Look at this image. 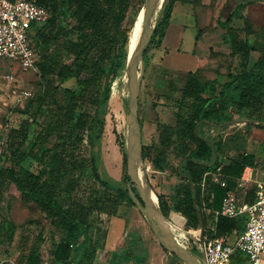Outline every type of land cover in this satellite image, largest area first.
<instances>
[{"label":"trees","instance_id":"trees-1","mask_svg":"<svg viewBox=\"0 0 264 264\" xmlns=\"http://www.w3.org/2000/svg\"><path fill=\"white\" fill-rule=\"evenodd\" d=\"M36 1L50 11V17L39 25L35 36L38 54L41 53L37 70L43 89L20 110L23 119L10 130V139L0 154V180L13 184L20 195L44 212L50 228L61 234L53 244L55 263L71 264L77 259L81 264H94L100 231L95 214L99 218L102 213L113 216L127 198L135 205L128 188L131 174L125 172L121 182L105 179L95 148L103 137L114 82L126 72L130 36L136 21L130 12L144 0ZM256 2L264 0H240L228 16L219 18L221 25L227 27L240 16L251 31L252 23L242 11ZM168 16L169 11L166 18ZM165 23L166 20L159 24L151 43L144 47L146 64L151 58L152 45L159 46L163 40ZM201 33L200 29L199 35ZM232 45L233 54L241 56L243 64L240 71L228 74L218 94L206 95L211 81L203 79L198 71H189L182 94L175 101L176 120L182 126L188 148L178 168L181 183L176 187L175 208L186 215L197 230H201L198 210L207 226L199 205L203 176L222 163L218 155L221 144L206 133V126L232 121L239 111L259 110L264 103V50L251 63V52L255 48L248 40L232 39ZM258 115L263 117L257 119L264 121V113ZM164 128L161 154L173 142L174 135ZM143 147L146 159L148 152L146 146ZM162 159L163 156L154 159L159 168L163 167ZM254 160V155L242 154L222 166V170L240 176L246 166L254 165ZM123 164L128 165L125 151ZM88 169L92 170L94 181L105 189L103 195L96 194L93 184H84ZM132 187L144 203L136 184ZM194 187L199 209L194 202ZM158 196L164 213L169 216L171 205L162 194ZM247 196L248 202H253L255 188H251ZM238 226L244 228L245 217L234 219L221 215L216 222L217 235H227ZM15 227L11 224L8 228L11 236ZM38 235L42 240L44 230ZM22 237L26 244L29 235L23 232ZM41 249L40 243L34 242L26 252V262L43 264ZM131 257L113 252L110 260L111 264H123L132 259L138 264L144 261L140 254Z\"/></svg>","mask_w":264,"mask_h":264},{"label":"rangeland","instance_id":"rangeland-1","mask_svg":"<svg viewBox=\"0 0 264 264\" xmlns=\"http://www.w3.org/2000/svg\"><path fill=\"white\" fill-rule=\"evenodd\" d=\"M239 1L165 0L154 29L155 32L159 24L166 20L163 40L159 46L154 44L150 48L149 63H140L145 67V73L139 95V114L143 142L148 152L146 162L149 166V180L156 193L162 194L174 209L177 201L176 187L181 183L178 168H181V157L188 153L182 126L176 120L175 101L182 94L189 71H198L203 79L213 82L212 92H218L228 80V74L240 71L243 64L242 57L233 54L232 39L243 42L248 40L255 48L251 52L254 59L264 50V2L251 4L242 11L252 23L251 31L245 19L240 16L235 17L227 27L221 25L219 18L228 16ZM144 3L145 0L130 12L136 19L130 41L137 29ZM168 11L169 16L166 18ZM63 23L67 25V20ZM200 29L202 33L199 35ZM42 89L43 82L37 69L26 70L18 63L0 57V154L10 139L11 128L18 126L23 119L20 110ZM25 91L30 92L27 97ZM130 99V84L125 72L114 82L103 137L95 148L100 172L112 182H121L125 172H128L129 164H123V151L128 150L127 116ZM259 112L264 113V103L259 110L239 111L232 121L221 126H207L206 130L222 143L218 154L223 160L242 155L243 151L254 152L258 161L255 177L264 179V124L252 121L241 125L240 122L263 117L258 115ZM164 127L173 131L174 135L173 142L161 154ZM159 156H163L162 168L154 162ZM83 182L86 186L93 184L97 195L104 194L105 189L98 181H94L91 169L86 170ZM95 217L100 231L94 264H105L113 252L131 258L140 254L144 261L139 264H186L180 258L169 255L153 231L148 216L128 198L113 216L99 218L96 213ZM170 218L178 226L171 227L176 240L190 242V250L201 257L203 246L200 230L195 229L179 213L171 212ZM11 224L16 226L12 236L8 231ZM41 230L45 232L42 240L38 237ZM23 232L29 235L26 244L23 242ZM56 233L48 225L44 212L31 200L20 195L13 184L0 180V262L4 260L11 264H26L27 250L34 242H39L44 260L54 264L52 249L54 242L59 239ZM237 237L236 233L230 234L229 242L234 244ZM123 264L138 262L132 259Z\"/></svg>","mask_w":264,"mask_h":264},{"label":"built area","instance_id":"built-area-1","mask_svg":"<svg viewBox=\"0 0 264 264\" xmlns=\"http://www.w3.org/2000/svg\"><path fill=\"white\" fill-rule=\"evenodd\" d=\"M49 17L50 11L36 0H0V57L26 70L37 69L39 54L35 36L39 25ZM29 94L25 91L26 97ZM246 180L243 176L240 186ZM256 185L253 202L240 201L232 192L224 197L216 217H245V226L235 232L238 237L234 244L226 235H217L215 224L210 226L204 237L207 264H264V180L257 181ZM180 244L193 253L190 242Z\"/></svg>","mask_w":264,"mask_h":264},{"label":"water","instance_id":"water-1","mask_svg":"<svg viewBox=\"0 0 264 264\" xmlns=\"http://www.w3.org/2000/svg\"><path fill=\"white\" fill-rule=\"evenodd\" d=\"M163 0H145L143 5V18L141 21L142 29L138 36L137 42L134 47H130L128 61H127V76L130 84L131 99L129 105V113L127 116L128 127V173L131 174V181L128 183V188L131 197L141 211L148 216L150 224L160 240L163 247L167 248L170 252L174 253L186 264H207L206 254L204 249V235L205 223L201 212V230L200 241L203 246L202 256L199 257L184 248L176 240L171 225L173 222L164 213L159 196L156 193L152 183L149 180L148 168L146 159L144 157V142L142 137V124L139 114V95L142 85L145 67L140 63L144 62V47L147 45L154 32L157 15L161 8ZM141 69V71H139ZM142 174V175H141ZM133 183L136 184L140 195L142 196V203L133 190ZM196 199V196H195ZM149 209V211H147Z\"/></svg>","mask_w":264,"mask_h":264},{"label":"crops","instance_id":"crops-1","mask_svg":"<svg viewBox=\"0 0 264 264\" xmlns=\"http://www.w3.org/2000/svg\"><path fill=\"white\" fill-rule=\"evenodd\" d=\"M251 56H252V53H251ZM259 56L256 57L255 59L250 57L251 63H254L259 58ZM252 59L254 61H252ZM212 84H213V82L210 83L209 91L206 92V95H209V96L210 95H216L224 88V86H223L218 92L213 93L211 90L213 87ZM252 121H255L256 122L255 124H260V123L264 124V121L259 120V119H255V120L245 119V120H241L240 122L242 123L241 125H247L248 123H251ZM228 122H230V121H228ZM226 123L227 122H225L224 124H226ZM214 125H217V124H214ZM214 125H208V126H214ZM221 125H223V124H221ZM221 125H218V126H221ZM205 130H206V128H205ZM206 133L211 134L210 131H207V130H206ZM211 135L213 136V134H211ZM213 139H214V141H217V140H215L214 136H213ZM217 142L221 144V148L218 149L219 150L218 153H220V151L222 149V143L219 141H217ZM242 154H252V155H254L255 160H254V165L253 166L252 165L246 166L244 171L241 173L240 176H232V175H229V174L223 172L222 166L229 164L230 162H232V160L234 158H237L241 155L231 157L228 161H226V160L221 159L219 154H218L219 159L222 160V163H220L217 166V168L208 170L203 176V179L201 182V195H200L199 205L203 209L205 217L207 219V226L205 227L206 233H205L204 237L206 235H208L209 227L214 225V224L216 225L218 217L221 216V215H219L218 217H216V212L221 209L223 199L227 193H229V192L235 193L240 201L248 202V200H247L248 196L247 195H248L249 190L251 188H255V197H256V187H257L256 183H257V181L264 180V179H259V178L255 177V170L258 168V161H257L256 154L254 152H249V151H243ZM243 176H245L247 178V180L245 181L243 186H240V182H241ZM194 190H195L194 202H195L196 207L199 209V207L197 205V196H196V188L195 187H194ZM195 196H196V199H195ZM171 212L179 213L187 219V216L184 215L180 210H178L176 208L170 209L169 216H168L169 218H170ZM198 212H199V210H198ZM106 215L107 214L102 213L101 217L106 216ZM201 215H202V213H201ZM229 218H231V217H229ZM237 218H239V217H237ZM170 220H171V218H170ZM172 226L178 228V226L175 223H173L171 225V227ZM241 229L242 228L240 226H238V227L234 228L232 232L228 233L226 235L228 240H229L230 234L235 233L236 231H239ZM216 230H217V228H216ZM55 232H57V231H55ZM56 234L60 238L61 234L59 232H57ZM179 244H180V242H179ZM41 251H42V249H41ZM52 261L54 262V260H52ZM2 262H4V260L1 261L0 264ZM8 264H11V263H8ZM26 264H28V263L26 262ZM43 264H50V263L47 260H44ZM54 264H57V263L54 262ZM71 264H81V263H78L77 259H74V261H72ZM103 264H104V262H103ZM105 264H111V260H109V261L106 260Z\"/></svg>","mask_w":264,"mask_h":264},{"label":"bare ground","instance_id":"bare-ground-1","mask_svg":"<svg viewBox=\"0 0 264 264\" xmlns=\"http://www.w3.org/2000/svg\"><path fill=\"white\" fill-rule=\"evenodd\" d=\"M164 1H165V0H163L162 3H163ZM142 18H143V12H142V14H141V17H140V20H139V22H138L137 29H136V31H135V33H134V36L132 37V39H131V41H130V47H131V48L135 46V44H136V42H137V39H138V36H139V34H140V31H141V29H142V25H141ZM141 175H142V174H141Z\"/></svg>","mask_w":264,"mask_h":264}]
</instances>
